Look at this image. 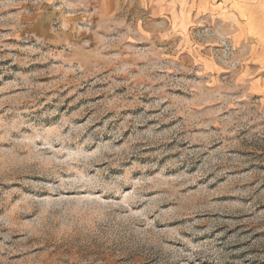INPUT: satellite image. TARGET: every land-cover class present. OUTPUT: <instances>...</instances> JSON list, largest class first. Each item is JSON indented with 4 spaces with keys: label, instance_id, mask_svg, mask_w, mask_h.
<instances>
[{
    "label": "rangeland",
    "instance_id": "1",
    "mask_svg": "<svg viewBox=\"0 0 264 264\" xmlns=\"http://www.w3.org/2000/svg\"><path fill=\"white\" fill-rule=\"evenodd\" d=\"M236 1L0 0V264H264Z\"/></svg>",
    "mask_w": 264,
    "mask_h": 264
},
{
    "label": "crops",
    "instance_id": "2",
    "mask_svg": "<svg viewBox=\"0 0 264 264\" xmlns=\"http://www.w3.org/2000/svg\"><path fill=\"white\" fill-rule=\"evenodd\" d=\"M234 6L235 16L248 32L255 34L262 28L264 34V0H237Z\"/></svg>",
    "mask_w": 264,
    "mask_h": 264
}]
</instances>
